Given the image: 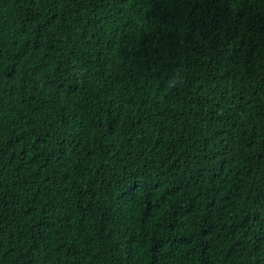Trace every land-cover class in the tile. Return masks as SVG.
<instances>
[{
    "label": "trees",
    "instance_id": "trees-1",
    "mask_svg": "<svg viewBox=\"0 0 264 264\" xmlns=\"http://www.w3.org/2000/svg\"><path fill=\"white\" fill-rule=\"evenodd\" d=\"M0 264H264V0H0Z\"/></svg>",
    "mask_w": 264,
    "mask_h": 264
},
{
    "label": "clouds",
    "instance_id": "clouds-1",
    "mask_svg": "<svg viewBox=\"0 0 264 264\" xmlns=\"http://www.w3.org/2000/svg\"><path fill=\"white\" fill-rule=\"evenodd\" d=\"M175 73H179V69H177V70L175 71ZM179 81H180V77H179L178 75L174 74L173 77L171 78V81H170V82H172V83H177V82H179Z\"/></svg>",
    "mask_w": 264,
    "mask_h": 264
}]
</instances>
